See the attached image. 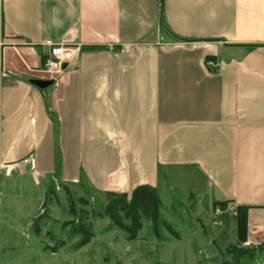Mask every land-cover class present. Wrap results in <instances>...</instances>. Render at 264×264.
<instances>
[{
    "label": "crops",
    "instance_id": "0c3cea01",
    "mask_svg": "<svg viewBox=\"0 0 264 264\" xmlns=\"http://www.w3.org/2000/svg\"><path fill=\"white\" fill-rule=\"evenodd\" d=\"M175 171L264 241V0H0V179L160 197Z\"/></svg>",
    "mask_w": 264,
    "mask_h": 264
},
{
    "label": "rangeland",
    "instance_id": "374dc122",
    "mask_svg": "<svg viewBox=\"0 0 264 264\" xmlns=\"http://www.w3.org/2000/svg\"><path fill=\"white\" fill-rule=\"evenodd\" d=\"M174 173L160 186L158 234L152 222L144 220L134 241H128L109 218L98 217L107 194L84 182L45 188L43 182L35 186L32 179H0V185L5 182L0 198V264H264V241L237 246L234 215H216L211 197L195 191L201 184ZM84 224L92 228L94 238L81 247L83 236L77 230Z\"/></svg>",
    "mask_w": 264,
    "mask_h": 264
},
{
    "label": "trees",
    "instance_id": "16d2710c",
    "mask_svg": "<svg viewBox=\"0 0 264 264\" xmlns=\"http://www.w3.org/2000/svg\"><path fill=\"white\" fill-rule=\"evenodd\" d=\"M213 58H207V61ZM45 58L43 59V63ZM107 203L104 206L102 214L98 217H107L111 220L112 226L120 229L126 234L128 241H134L138 238L139 232L143 228V221L149 220L153 224L154 233L158 234L161 200L157 191L149 186L141 185L128 193H107ZM84 206L88 202L81 200ZM229 202L216 203V207L225 208ZM237 215L234 217L236 221V245L241 246L248 242V208L239 206L236 208ZM88 213H85V217ZM169 232L178 238L169 226ZM79 235L83 236L80 246L89 244L94 238L92 228L89 225H81L77 230ZM247 253H241L244 256ZM224 264H228L224 262Z\"/></svg>",
    "mask_w": 264,
    "mask_h": 264
},
{
    "label": "built area",
    "instance_id": "2783aa9c",
    "mask_svg": "<svg viewBox=\"0 0 264 264\" xmlns=\"http://www.w3.org/2000/svg\"><path fill=\"white\" fill-rule=\"evenodd\" d=\"M43 46L49 49V54L45 58V61L43 63V70L45 72L61 73L64 71L65 66L69 65L70 63H73L75 60V53L70 47H67L62 44L53 43L50 40L45 41L43 43ZM207 66L211 70H218L220 68V65L218 63H214L213 61H208ZM24 163H30L29 159H25ZM236 208L237 207L235 205L230 204H228L224 209L218 206L215 208V213L216 215L221 216L224 213L231 212L235 217L237 215Z\"/></svg>",
    "mask_w": 264,
    "mask_h": 264
},
{
    "label": "water",
    "instance_id": "95a60500",
    "mask_svg": "<svg viewBox=\"0 0 264 264\" xmlns=\"http://www.w3.org/2000/svg\"><path fill=\"white\" fill-rule=\"evenodd\" d=\"M64 68H66V66Z\"/></svg>",
    "mask_w": 264,
    "mask_h": 264
}]
</instances>
